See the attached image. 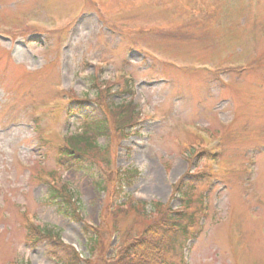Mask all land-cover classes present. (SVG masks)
I'll use <instances>...</instances> for the list:
<instances>
[{
    "label": "rangeland",
    "instance_id": "374dc122",
    "mask_svg": "<svg viewBox=\"0 0 264 264\" xmlns=\"http://www.w3.org/2000/svg\"><path fill=\"white\" fill-rule=\"evenodd\" d=\"M91 79L109 89L101 106ZM128 102L139 117L126 138L108 107ZM86 119L107 122L108 137L69 145ZM203 128L215 135H193ZM75 147L80 163L63 154ZM203 148L216 162L192 165ZM126 169L139 176L111 197ZM212 171L191 208L196 237L174 264H264V0H0V264H60L56 240L32 244L30 227L87 259L83 226L49 188L73 192L87 226L116 223L105 263H89L114 264L123 234L146 225L120 203L175 209L172 184Z\"/></svg>",
    "mask_w": 264,
    "mask_h": 264
},
{
    "label": "trees",
    "instance_id": "16d2710c",
    "mask_svg": "<svg viewBox=\"0 0 264 264\" xmlns=\"http://www.w3.org/2000/svg\"><path fill=\"white\" fill-rule=\"evenodd\" d=\"M91 83L90 89L96 91L95 101L101 106V103L106 100L104 95L109 96V89L107 88L106 91L103 89L98 90L99 87L105 86V82L97 83V80L91 79ZM74 103V106H82L84 101L76 99ZM108 109L113 118V124H110L111 128L117 131L118 134L121 133V136L129 137L131 131L138 124L139 115L136 112V107L132 102H128L110 105ZM86 120L88 122L84 126V132L81 135L69 137L67 139L69 145H82L84 148L89 147L90 149L96 148L97 139L108 137L110 126H108L107 122ZM64 149L65 152L63 151V154H66L68 158L76 163L81 162L84 154L79 152L77 147H75V150L73 148L74 153L70 149ZM198 158L197 154H192L190 159L194 164V161ZM136 176L137 172L135 170L117 172L110 196L112 197L114 194L121 195V188L130 185ZM205 179H208V175L204 172L201 174L188 173L186 180L182 179L174 186L172 198H176L179 201V206L175 210L155 203L150 205L145 203H137L135 205L120 203L119 213L127 215L132 212L134 225L140 223H146V225L141 231H136L137 234L133 236L130 233L123 234L125 243H122L118 248L116 253L117 260L114 264H174V258L176 257L182 262L185 257L187 244L194 238L193 235L191 236V232L195 225V218L194 214L190 213L189 210L195 202L197 188L205 183ZM74 196L73 192L68 188L61 186L59 188H49L47 199L56 206L62 217L83 226L82 232L85 237L88 258L82 261L72 248L61 244L57 236H54L48 230H42L38 227L28 228L30 235L34 237L32 244H47L48 247L49 242L56 240L58 246L54 250L59 248V251L58 253L53 251L51 254L59 260L60 264H81L82 262L83 264H89L92 260L102 263L106 258L103 253L105 248H101L104 245L102 239L105 235H109L112 232L120 234V230L115 222L111 230H108V225H106V228L105 225L91 228L84 224L79 213V201H73ZM121 207L126 208L123 210ZM147 207L150 208L152 216L145 214ZM146 217L148 218V224ZM133 230V227H130L127 232H132Z\"/></svg>",
    "mask_w": 264,
    "mask_h": 264
}]
</instances>
